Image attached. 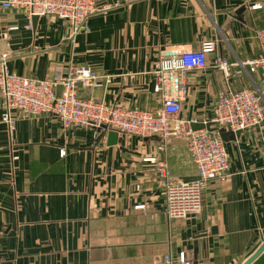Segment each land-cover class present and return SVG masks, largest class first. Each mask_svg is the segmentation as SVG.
I'll list each match as a JSON object with an SVG mask.
<instances>
[{
  "label": "crops",
  "instance_id": "1",
  "mask_svg": "<svg viewBox=\"0 0 264 264\" xmlns=\"http://www.w3.org/2000/svg\"><path fill=\"white\" fill-rule=\"evenodd\" d=\"M72 35L55 16L0 9V62L11 74L51 80L69 65L109 76L102 88L78 86L80 97L106 105L160 106L152 74L158 58L198 50L214 41L229 76L206 57L204 70L182 78L180 117L210 119L229 88L264 94V77L244 65L258 54L254 30L264 26V0H99ZM55 92L59 94L58 87ZM3 110L0 95V118ZM9 134L0 120V264H242L264 229V120L224 143L225 181L210 180L202 209L169 220L156 165L192 181L196 166L184 135L117 136L71 126L50 115L17 114ZM169 256L171 263L165 261Z\"/></svg>",
  "mask_w": 264,
  "mask_h": 264
},
{
  "label": "built area",
  "instance_id": "2",
  "mask_svg": "<svg viewBox=\"0 0 264 264\" xmlns=\"http://www.w3.org/2000/svg\"><path fill=\"white\" fill-rule=\"evenodd\" d=\"M99 0H0V9L22 10L32 16H55L68 23L71 34L76 35L86 26L92 14L106 9L98 6ZM258 54L244 65L250 72L259 71L264 77V26L254 30ZM213 55V64L225 79L230 64L218 53L214 41L203 42L198 50L176 55H161L152 74L156 81L154 91L159 93L160 106L153 110L124 108L120 103L106 105L93 98L80 97L78 86L102 88L109 76L99 75L83 66L69 65L65 70L57 68L51 80H37L11 74L4 62H0V95L3 103L1 122L11 134L18 120L17 114L27 117L50 115L58 119L64 128L71 126L91 128L96 139L101 132L133 135L141 138L156 137L167 142L184 135L188 152L196 166L197 176L192 181L174 180L165 162L156 158L144 159L156 165V171L165 197V214L169 220L185 219L202 209V190L210 180L225 181L228 156L220 131H245L258 127L264 120V94L254 89L227 91L218 97L212 107L210 119H184L180 117L181 103L170 95L171 84L184 94L182 78L188 72L204 70L206 57ZM61 92L57 94L56 88ZM202 124L203 128L193 127ZM171 263L169 256L165 257ZM179 264H188L185 255L178 256Z\"/></svg>",
  "mask_w": 264,
  "mask_h": 264
},
{
  "label": "water",
  "instance_id": "3",
  "mask_svg": "<svg viewBox=\"0 0 264 264\" xmlns=\"http://www.w3.org/2000/svg\"><path fill=\"white\" fill-rule=\"evenodd\" d=\"M37 16H32V25L35 23ZM194 129L203 128L202 124H198L193 127ZM241 131H220L219 137L223 142L227 140L237 138ZM118 134L113 131L108 132V138L110 143H114L117 139ZM260 243L254 247L249 254H247L244 262L242 264H264V229L260 231L259 234Z\"/></svg>",
  "mask_w": 264,
  "mask_h": 264
}]
</instances>
